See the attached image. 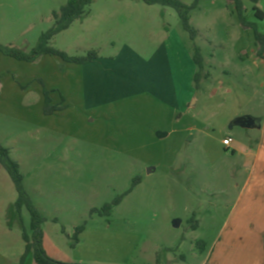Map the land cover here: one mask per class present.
Here are the masks:
<instances>
[{"label": "rangeland", "instance_id": "374dc122", "mask_svg": "<svg viewBox=\"0 0 264 264\" xmlns=\"http://www.w3.org/2000/svg\"><path fill=\"white\" fill-rule=\"evenodd\" d=\"M183 1L191 5L195 0ZM4 3L17 7V12L10 11L9 16L16 13L41 35L52 27V13L62 7L58 6L60 0H44L38 10L27 0L0 1V6ZM224 5L221 0H199L191 12V24L200 36L192 40L169 7L149 6L142 0H94L88 13L56 36L51 45L70 56L95 51L110 57L126 43L147 57L167 33L177 32L193 55L198 48L207 59L214 52L224 63L229 57L231 66L227 69L235 78L234 65L241 62L240 50L251 55L259 47L253 27L242 26L233 8ZM25 7L27 10L22 11ZM245 8L246 21L264 35V19L256 17L254 4L247 1ZM258 8L264 13V0ZM3 10L0 7V23L5 18ZM208 40L225 43L226 47H211ZM36 64L28 65L30 74L20 77L25 84L22 87L39 90L41 98L47 91L53 105L65 108L60 114L46 115L44 98L41 102L34 96L26 102L22 95L0 93V144L9 148L19 163L25 189L46 219L43 230L50 251L57 246L62 250V259H78L85 254L92 259L121 256L127 264H155L166 259L177 260L172 264H197L193 250L202 254L222 234L253 230L250 221L240 220L235 209L237 191L232 177L227 173L216 176L225 173L226 161L213 165L179 136L153 142L139 138L129 118L90 122L81 107L79 92L64 96L54 91L53 85L61 86V79L52 78L51 66ZM216 65L213 69L222 72ZM7 69L0 70L5 74L0 82L13 80L14 74ZM137 178L141 183L113 207L109 217L91 214V210L102 209L125 194ZM17 199L15 185L0 165V255L19 264L25 253L23 233H30L31 216L26 208L18 213ZM84 223L86 231L72 249L70 237ZM133 249L135 254L130 257ZM27 258L33 260V255Z\"/></svg>", "mask_w": 264, "mask_h": 264}, {"label": "crops", "instance_id": "0c3cea01", "mask_svg": "<svg viewBox=\"0 0 264 264\" xmlns=\"http://www.w3.org/2000/svg\"><path fill=\"white\" fill-rule=\"evenodd\" d=\"M27 1L38 10L40 2L44 0ZM67 1L60 0L58 6L65 5ZM221 1L226 8H233L229 0L228 3ZM0 7L2 10L7 7L3 10L4 21L0 23V43L15 44L27 50L33 48L41 32L30 29L24 18L16 13L8 15L10 11L17 12L15 4L4 3ZM25 10L26 7L22 8V11ZM198 33L200 36L199 30ZM208 43L214 48L226 47L225 43L214 40H208ZM210 56V59L203 56L202 78L198 88L195 84L198 67L194 55L188 51L177 32L167 33L156 51L147 57L125 43L117 55H99L98 59L86 64H69L59 58L45 56L36 65L51 66L52 78L61 79L62 85H53L54 91L64 96L79 92L81 107L88 114L90 122L106 123L111 118L119 121L129 118L138 130L139 138L153 142L179 136L213 165L221 160L226 161L225 173L221 171L216 176L219 178L227 173L232 177L237 191L235 209L239 211L240 220L250 221L253 230L222 234L209 250L204 249V253L193 250V258L197 264H264V59L258 57V51L249 55L245 49L240 50L238 56L241 62L234 65V78L230 77L231 72L227 69L231 66L229 57L224 63L216 52ZM2 57L0 70L8 68L15 78L14 81L7 78L0 82V93L22 95L26 97V102L28 98L36 96L42 102L44 94L41 98L39 90L31 86L26 89L22 87L25 84L20 82V77L29 73L31 68L28 65L31 63L12 59L20 63L14 64L10 60H3L11 58ZM5 63L7 67H4ZM214 63L222 72L213 69ZM228 137L233 139V144L225 148L223 141ZM235 215L234 212L229 216L230 222ZM255 226H260V229ZM46 242L44 232L47 254L62 262L127 264L128 261L121 256L92 259L85 254L78 259H62V250L52 246L50 251ZM134 254L135 249L130 257ZM174 262L177 260L166 259L155 264ZM0 264H18V261L0 255ZM24 264L35 262L27 258Z\"/></svg>", "mask_w": 264, "mask_h": 264}, {"label": "trees", "instance_id": "16d2710c", "mask_svg": "<svg viewBox=\"0 0 264 264\" xmlns=\"http://www.w3.org/2000/svg\"><path fill=\"white\" fill-rule=\"evenodd\" d=\"M94 0H68L59 10L52 13L53 25L45 33L41 35L37 45L29 50H23L14 46L0 45V55L25 63H37L42 57L50 56L56 57L65 63L69 64H86L93 62L99 58V54L95 51H90L86 56H70L67 53L54 48L51 45L52 40L59 34L67 31L73 23L82 19L87 13L88 8ZM149 6H163L173 9L182 22L183 29L189 33L192 40H196L199 33L198 30L191 24V12L199 5V0H195L193 4L187 5L183 0H142ZM233 6L234 13L237 15L240 23L244 27H253L255 39L258 50V57L264 59V35L260 34L257 28L246 21L245 19V1L254 4V11L256 17L260 20L264 19V13L258 8L261 0H229ZM194 61L198 67V72L195 76V84L198 88L202 78L203 71V56L200 49H196ZM5 74H0V80ZM44 112L46 115H52L56 112L64 110L65 107L61 105H53L49 97V92H44ZM0 165L7 171L12 179L18 199L16 202V209L19 214L24 208L28 210L31 216L30 233L26 230L23 233L25 242V253L22 256L19 264H24L26 257L29 254L33 255L35 264H78V263H64L51 258L44 247V230L43 225L46 219L42 216L40 211L33 204L28 192L24 186V176L21 173V167L11 155V150L0 144ZM141 183V179L137 178L133 181L132 187L123 195L118 196L112 204H106L102 209H93L91 214H99L100 216L109 217L113 207L121 204L125 196L129 195L133 189ZM86 230V223L74 229L72 237H70L72 244L71 248L75 249L80 243V235Z\"/></svg>", "mask_w": 264, "mask_h": 264}, {"label": "built area", "instance_id": "2783aa9c", "mask_svg": "<svg viewBox=\"0 0 264 264\" xmlns=\"http://www.w3.org/2000/svg\"><path fill=\"white\" fill-rule=\"evenodd\" d=\"M233 144V139L228 137L223 141V145L225 146V148H230Z\"/></svg>", "mask_w": 264, "mask_h": 264}]
</instances>
